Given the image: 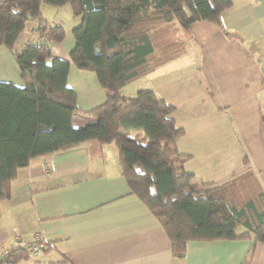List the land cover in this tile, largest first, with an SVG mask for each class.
<instances>
[{
  "label": "crops",
  "instance_id": "1",
  "mask_svg": "<svg viewBox=\"0 0 264 264\" xmlns=\"http://www.w3.org/2000/svg\"><path fill=\"white\" fill-rule=\"evenodd\" d=\"M44 23L60 24L61 42L49 50L70 63L67 84L81 110L102 103L105 91L96 75L76 68L70 51L72 30L81 18L69 6L41 5ZM224 30L195 21L181 32L186 53L122 88L147 79L146 87L175 107L172 117L184 129L175 148L189 155L184 169L196 183L223 184L252 171L264 193V0H232L221 16ZM29 21L15 46L38 41ZM0 80L20 84L19 67L0 44ZM135 85V84H133ZM84 127L95 118L72 115ZM37 129V114L26 121ZM39 232L48 242L38 255L15 264H264V243L252 238L189 241L182 257L151 210L130 193L121 174L117 147L87 141L31 159L17 171L11 193L0 202V251L14 236L31 240Z\"/></svg>",
  "mask_w": 264,
  "mask_h": 264
},
{
  "label": "trees",
  "instance_id": "2",
  "mask_svg": "<svg viewBox=\"0 0 264 264\" xmlns=\"http://www.w3.org/2000/svg\"><path fill=\"white\" fill-rule=\"evenodd\" d=\"M42 4L67 5L81 18L72 30L70 59L96 75L105 91L102 103L79 107L67 84L70 63L49 50L65 30L42 21ZM231 5L232 0H0V44L13 55L21 82L0 80V202L31 159L87 141L113 143L129 192L159 220L173 256L182 257L189 241L264 243V193L255 174L247 171L220 185L195 184L184 169L190 156L175 148L184 134L172 117L175 107L150 89L122 93L125 85L183 56L181 32L189 34L193 22L224 30L221 16ZM31 20L38 41L17 49L16 39ZM31 112L37 114L35 133L26 129ZM74 113L95 122L76 128ZM8 250L0 264L30 255L24 247Z\"/></svg>",
  "mask_w": 264,
  "mask_h": 264
},
{
  "label": "built area",
  "instance_id": "3",
  "mask_svg": "<svg viewBox=\"0 0 264 264\" xmlns=\"http://www.w3.org/2000/svg\"><path fill=\"white\" fill-rule=\"evenodd\" d=\"M48 245L47 240L39 233L35 232L32 236L31 240H22L19 235H16L12 239V247H24L28 249L30 255H38L40 254ZM9 254V250L4 249L0 251V260L7 257Z\"/></svg>",
  "mask_w": 264,
  "mask_h": 264
},
{
  "label": "rangeland",
  "instance_id": "4",
  "mask_svg": "<svg viewBox=\"0 0 264 264\" xmlns=\"http://www.w3.org/2000/svg\"><path fill=\"white\" fill-rule=\"evenodd\" d=\"M145 83L147 84V79H145V80L142 79V80L138 81L137 83H132V85H129L130 87H127V89H125L124 93L126 94V96H128L129 94H127V93H131L130 91H133L136 87H138V88L139 87L140 88L146 87ZM133 84H135V85H133ZM133 96H134V94H133Z\"/></svg>",
  "mask_w": 264,
  "mask_h": 264
}]
</instances>
